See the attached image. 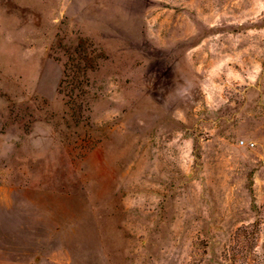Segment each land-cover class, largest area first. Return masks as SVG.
Returning a JSON list of instances; mask_svg holds the SVG:
<instances>
[{
    "label": "rangeland",
    "instance_id": "obj_1",
    "mask_svg": "<svg viewBox=\"0 0 264 264\" xmlns=\"http://www.w3.org/2000/svg\"><path fill=\"white\" fill-rule=\"evenodd\" d=\"M0 264H264V0H0Z\"/></svg>",
    "mask_w": 264,
    "mask_h": 264
}]
</instances>
